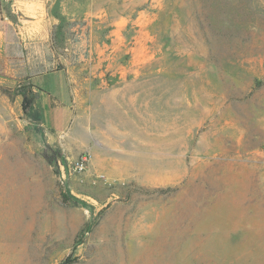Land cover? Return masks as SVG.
<instances>
[{
	"label": "rangeland",
	"instance_id": "1",
	"mask_svg": "<svg viewBox=\"0 0 264 264\" xmlns=\"http://www.w3.org/2000/svg\"><path fill=\"white\" fill-rule=\"evenodd\" d=\"M0 264H264V0H0Z\"/></svg>",
	"mask_w": 264,
	"mask_h": 264
},
{
	"label": "crops",
	"instance_id": "2",
	"mask_svg": "<svg viewBox=\"0 0 264 264\" xmlns=\"http://www.w3.org/2000/svg\"><path fill=\"white\" fill-rule=\"evenodd\" d=\"M41 74H51L53 78H56L57 80L63 78L64 89L66 90L64 91L58 84L52 86L51 90H45L38 84L33 83V78ZM29 80L32 88L37 93L34 106L38 110L42 125L55 131H64L68 129L74 119V106L72 102V91L70 89L65 71L59 68L41 70L31 74ZM48 104L50 105L51 111L56 110L60 115V123H62V125L59 126V124H57L54 120V117L47 115L49 112V110L46 109Z\"/></svg>",
	"mask_w": 264,
	"mask_h": 264
},
{
	"label": "trees",
	"instance_id": "3",
	"mask_svg": "<svg viewBox=\"0 0 264 264\" xmlns=\"http://www.w3.org/2000/svg\"><path fill=\"white\" fill-rule=\"evenodd\" d=\"M24 106H25V104H24Z\"/></svg>",
	"mask_w": 264,
	"mask_h": 264
}]
</instances>
